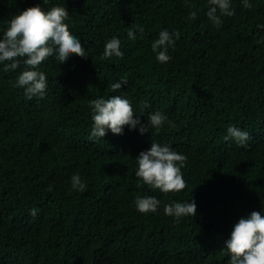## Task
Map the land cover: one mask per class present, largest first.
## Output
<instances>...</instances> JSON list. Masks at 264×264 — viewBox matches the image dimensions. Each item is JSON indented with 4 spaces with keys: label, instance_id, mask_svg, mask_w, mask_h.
Returning a JSON list of instances; mask_svg holds the SVG:
<instances>
[{
    "label": "trees",
    "instance_id": "trees-1",
    "mask_svg": "<svg viewBox=\"0 0 264 264\" xmlns=\"http://www.w3.org/2000/svg\"><path fill=\"white\" fill-rule=\"evenodd\" d=\"M249 3L231 0L234 15L216 27L208 0H0V36L27 8L65 7L87 55L41 63L44 99L16 87L22 61L12 71L0 63V264H228L233 226L264 215V0ZM162 30L180 33L163 64L151 50ZM113 38L123 57L100 59ZM114 95L142 123L159 111L174 126L89 140V102ZM230 126L248 132L244 147L224 139ZM152 142L187 156L181 192L137 187L135 158ZM76 173L82 192L71 189ZM137 196L160 206L141 214ZM193 201L195 217L164 214Z\"/></svg>",
    "mask_w": 264,
    "mask_h": 264
},
{
    "label": "clouds",
    "instance_id": "clouds-1",
    "mask_svg": "<svg viewBox=\"0 0 264 264\" xmlns=\"http://www.w3.org/2000/svg\"><path fill=\"white\" fill-rule=\"evenodd\" d=\"M245 8H251L249 0H242ZM210 5L207 11L208 19L219 27L221 16H232L231 0H208ZM219 12V15L217 13ZM197 13L190 12L189 19H195ZM69 13L65 7H53L44 11L40 6L30 7L8 22L7 29L0 36V63H4V71H12L20 67L23 62L24 69L17 78L16 87L24 89L27 98L38 96L44 99L47 87V78L37 69L49 57L61 65L73 55L87 58L84 47L77 37L72 35L65 20ZM135 24L132 28H136ZM264 27V26H258ZM143 33V28H139ZM128 38L135 40L137 37L129 30ZM180 33H169L168 30L159 32V36L151 44V50L156 54L159 63H167L171 57L168 55L170 47L174 46ZM259 42V41H258ZM112 57L122 58L120 41L113 38L105 43L100 57L107 60ZM122 85H127V80L121 78L111 85L113 92L120 90ZM92 111V126L89 140L104 138L107 132L113 135H123L125 126L129 130L138 129L141 135L148 133L150 128L159 130L166 123L171 127L173 122L159 111L148 116L146 123H142L140 116L133 110L130 101L120 95L111 98H99L89 102ZM147 103L141 105V111L148 108ZM227 141L234 140L238 146L244 147L249 140V134L240 128L230 126ZM136 159L135 177L138 180L137 187L148 186L150 189L159 190L162 193L181 192L186 188L181 169L186 166L187 156L178 153L167 144L161 145L152 142L150 149L141 151ZM86 184L78 173L71 177V189L84 191ZM48 191H51L49 187ZM136 210L141 214L155 213L160 206V201L152 196H137L134 201ZM37 209L30 210V215L36 216ZM164 214L180 219L186 216H196V205L187 202H174L165 204ZM222 254L229 257L228 264H264V215L253 211L248 217L240 218L233 226L230 237L225 242Z\"/></svg>",
    "mask_w": 264,
    "mask_h": 264
}]
</instances>
